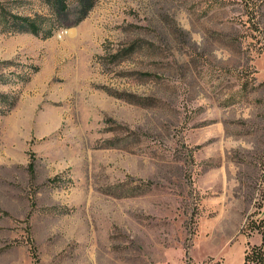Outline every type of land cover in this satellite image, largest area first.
Instances as JSON below:
<instances>
[{
	"label": "rangeland",
	"instance_id": "1",
	"mask_svg": "<svg viewBox=\"0 0 264 264\" xmlns=\"http://www.w3.org/2000/svg\"><path fill=\"white\" fill-rule=\"evenodd\" d=\"M63 1L0 0V264H244L264 0Z\"/></svg>",
	"mask_w": 264,
	"mask_h": 264
},
{
	"label": "trees",
	"instance_id": "2",
	"mask_svg": "<svg viewBox=\"0 0 264 264\" xmlns=\"http://www.w3.org/2000/svg\"><path fill=\"white\" fill-rule=\"evenodd\" d=\"M49 3L56 6L61 5L63 9L65 2L63 0H48ZM54 6V5H53ZM246 228L251 232H257L260 236L259 243H248L245 249L244 264H264V214L256 218L253 222L249 220Z\"/></svg>",
	"mask_w": 264,
	"mask_h": 264
}]
</instances>
